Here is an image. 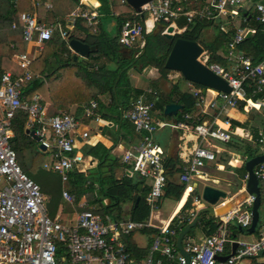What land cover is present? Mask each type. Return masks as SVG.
<instances>
[{
    "label": "built area",
    "instance_id": "2783aa9c",
    "mask_svg": "<svg viewBox=\"0 0 264 264\" xmlns=\"http://www.w3.org/2000/svg\"><path fill=\"white\" fill-rule=\"evenodd\" d=\"M47 7H51V4H47ZM144 12L167 25L174 24L179 18H184L187 24L215 21L219 18H238L228 43V64L208 65L205 53L201 56L203 60L200 59L231 86L230 92L216 91L225 106H236L239 100L251 101L264 92V59L255 62L253 57L237 50V45L250 32L256 31L249 25L250 18L254 17L264 25V0H206L203 7L189 6L182 0H153L143 7L141 13H137ZM101 16L97 8H87L84 5L77 8L66 17V26L60 27L62 37L67 38L68 29H73L79 20H85L89 26H93ZM20 19L24 39L41 50L43 43L53 36L55 26L40 22L35 14L27 11L21 13ZM219 28L227 32L225 24H219ZM145 31L147 32L145 23L125 22L119 37L120 44L132 48L140 41L144 43L142 36ZM181 31L175 27L174 33L180 34ZM69 48L72 49L70 44ZM35 58L30 50L16 54V64L22 74L15 76L12 71H4L0 75V264H133L123 235L127 236L144 228L150 230V221H111L107 214L98 213L87 201H81L78 202L80 210L75 224L66 225L49 216L46 195L40 185L22 170L17 153L10 143L14 136L11 121L19 109L29 112L27 129L33 130L40 137L39 150L52 155L51 163H45L44 167L61 174L63 197L71 204L77 203L76 194L67 186L70 173L85 161L84 155L76 151V142L79 138H87L89 132H79L81 122L74 113L63 111L49 115L38 94L30 102L24 100L21 82L39 76L31 69ZM153 93L158 95L156 91ZM195 94L199 97V104L204 106L206 99L201 89L195 90ZM209 105L214 107L215 103L210 102ZM153 108L154 103L141 96L122 112L123 119L133 123L142 133L141 143L128 149L122 159L139 176L148 180L144 200L150 205L152 213L158 208V202L164 195L169 180L165 163L168 156L153 136L165 122L154 119ZM84 116L94 117L97 122L101 119L97 100H92L84 107ZM191 117L190 114L184 115L186 120ZM179 126L193 130L198 138V144L187 156L179 175L180 182L185 186L183 193L188 192V195L176 214L185 219L181 212L194 194L192 207L188 210L187 220L190 222L196 216L202 199L196 191L195 181L206 176L208 164L217 158L214 141L229 142L232 135L229 129L203 121L192 126L183 120ZM263 140L264 136L260 141ZM254 172L260 181L264 180V161L254 168ZM255 198V194H251L222 216L217 231L201 242L184 239L183 245L189 259L176 247L178 233L171 227L176 214L161 220L149 253L135 264H241L246 259L258 257L264 252V233L252 242L231 236L232 226L247 229L252 225ZM221 200L222 204L229 199ZM229 245H232V250L226 253ZM157 252L161 256L154 255ZM220 257L226 259L220 260Z\"/></svg>",
    "mask_w": 264,
    "mask_h": 264
},
{
    "label": "trees",
    "instance_id": "16d2710c",
    "mask_svg": "<svg viewBox=\"0 0 264 264\" xmlns=\"http://www.w3.org/2000/svg\"><path fill=\"white\" fill-rule=\"evenodd\" d=\"M50 1L51 7H47V2ZM100 13L102 18H113L116 20L115 31H109L102 22H98L93 26H89L85 20H79L73 29H68L69 36L63 38L60 32V27L66 26V17L83 5L79 0H40L37 6L38 20L42 23L49 24L51 18L54 27L53 36L51 39L43 43L39 55L33 60L31 69L39 76H36L30 81L21 82V89L24 95V100L30 102L32 97L39 94L42 101L48 104L49 115H56L62 111L70 110L74 105H77V116L82 114L83 105L88 104L92 100L99 102V111H102L104 119L119 123L122 127H130L133 125L123 119L122 112L131 107L132 103L141 95L142 89L133 86L130 69L135 68L143 71L147 67H155L159 71V78L153 81L154 88L158 91V99L155 102V109L161 112L164 107L170 103H178L182 105L178 113L179 121H187L195 126L202 116L199 112L198 102L199 97L185 90L181 86V80H185L183 76L178 80L170 78L173 72L166 67V62L173 44H169L162 35L154 32L143 33L144 45L142 47L133 48L132 55L129 57L121 52V44L119 41L122 26L125 22L139 21L144 24L149 17L148 13L138 14L136 10L127 2L121 0H100ZM184 3L192 7H203L206 0H182ZM32 12L31 0H0V75L4 71H12L15 76L22 74L16 64L15 55L28 50V42L23 37V23L20 19L22 12ZM162 23H166L161 21ZM16 24V27L13 25ZM249 25L256 29L255 32H250L246 38L237 45V50L244 51L248 56L253 57L255 62L264 59V25L257 22L254 17L250 18ZM216 26L217 33L212 36L205 32L207 27ZM84 33L83 40L90 45H97L98 49L93 52L89 58L75 59V54L69 48L70 40L79 38L81 33ZM234 33L233 24H229V29L223 31L219 28V24L215 21H199L191 31L186 30L183 33L176 34L174 41L179 37H184L198 42L208 55L207 64H220L226 66L228 64V43ZM115 62L117 67L109 69L108 65ZM108 75L113 81L111 88H103L99 85L100 79ZM196 88H204L202 85L192 83ZM111 97L112 103L106 107L102 96ZM264 92L256 96L255 100L262 98ZM245 101L240 102V107L245 105ZM189 113L191 118L186 120L183 115ZM29 112L25 109L16 111L12 121L11 129L14 136L10 143L17 153L18 161L22 170L30 173V165L27 164V158L34 149L37 148L38 142L30 134L26 132L27 120ZM89 153L100 157L103 164L110 157V151L103 144L98 143L96 146H91ZM247 153V152H246ZM251 156L256 153L250 150ZM166 166L177 168L182 165L181 160L170 158L165 160ZM114 163L112 164V166ZM178 170L180 168H177ZM100 184L105 190V197L110 199L107 205L102 204V198L95 196V184L93 179L87 180L84 173L73 171L70 174V191L75 193L77 201L83 196L87 197L89 204L100 202L102 207L95 210L103 215L110 213L113 215L114 209L121 207V203L129 200L132 202L131 213L134 220L147 221L151 216V207L144 200L148 187L139 190L138 184L134 179L125 176L121 179L116 178L115 172L103 176L100 179ZM184 184L168 180L164 189V195L161 199L171 198L179 201L183 192ZM145 193H144V192ZM187 194H184L182 203L187 199ZM140 197V202L136 205L137 198ZM261 197L264 203V186L261 187ZM194 194L191 195L187 204H185L181 214L185 219L179 216L174 217L171 227L179 232L189 223L187 220L188 210L192 207ZM160 201L158 207H160ZM221 220L215 217L202 214L197 225L206 235L214 234ZM264 221L258 222L256 233L261 235ZM152 229H155L152 227ZM232 236L238 234L239 227H233ZM143 231H147L145 228ZM192 229L190 233L193 232ZM158 234V230L150 231ZM132 234L127 235L130 240ZM154 240V239H153ZM127 251L133 252L129 241L127 242ZM134 256V254H132Z\"/></svg>",
    "mask_w": 264,
    "mask_h": 264
},
{
    "label": "crops",
    "instance_id": "0c3cea01",
    "mask_svg": "<svg viewBox=\"0 0 264 264\" xmlns=\"http://www.w3.org/2000/svg\"><path fill=\"white\" fill-rule=\"evenodd\" d=\"M79 2L87 8L94 7L100 11V7H101L100 0H79ZM38 3L39 0L31 1V8H32L31 14H35L37 17H38L37 14ZM47 4H51L50 1H48ZM238 21H239L238 18L232 19L231 17L227 19L219 18L215 20V22L218 24H225L226 30L229 29V24L234 25ZM48 22L49 24H51L50 23L52 22L51 18H49ZM99 22H102L109 31L111 32L115 31V27H116L115 19L113 18L104 19L101 16ZM150 22L152 23L150 24ZM198 22L199 21L187 24L184 18H179L172 25L174 26V28L176 27L182 30L181 33H183L186 30L191 31L194 28H196ZM161 24H166V23L159 22L153 17L149 16L145 20L147 33L154 32V29L159 25L161 26ZM83 36L84 33H81L79 38L83 39ZM144 43L140 41L132 48H128L121 45L122 47L121 52L130 57L132 55L133 48L142 47ZM28 50H30L35 57H37L40 53L39 48L34 46V44H29ZM71 50L76 55L75 51L73 49ZM93 52H91V54ZM204 53L206 54L205 50ZM78 57L85 58L80 54H77V58ZM116 67L117 64L115 62H111L108 65L109 69H115ZM173 72L169 75L170 78L175 81L180 79V76L179 78L177 77V79H174L172 75ZM129 73L133 86L143 90V92L141 93V95H139V97L144 96L147 100L152 101L154 103V108H153L154 119L162 120L165 122V125L162 128L158 129L153 134V136L155 140L162 146L167 156H169L170 158L181 160L182 165L177 166V168H180L179 170L172 166L167 167L168 179L180 182L179 175L182 170V167L184 166L186 158L187 156H189L191 150L198 144V138L193 130L186 128L183 129L181 126H179L181 121L178 120V113L182 108V105L181 108L178 110L176 116L177 118L176 123L174 122V118H171L168 115L164 114V110L166 106L164 107V110L162 112L159 109H155V102L159 98L158 95L155 96L153 93L154 91H156L158 94V91L154 88V84H153V81L158 79L160 76L157 68L147 67L143 71L132 68L130 69ZM192 83L193 82L188 81L187 79L181 80L182 88L197 96L195 94V90H197L198 88H196ZM99 85L105 89L106 88L108 89L112 87L113 81L108 75H104L100 79ZM201 92L202 95H204L206 101L204 106H201L199 102L197 104L199 107L198 109L199 112L197 114L202 116V120L200 121H203L206 124L218 125V127H221L223 129H229L232 135V139L229 142H223L219 140L214 141V146L215 149L217 150V158L215 161H212L208 164L206 169L207 172L206 176L204 178H200L195 181V184H197L196 191L202 196L204 187L206 185H211L223 190L228 189V187H238L237 192H239L246 186V180L248 178V171L246 169L247 161L255 156L264 154V140L260 141V139L264 136V109H263L264 96L258 99L257 101L255 100L256 98L255 96L251 101L239 100L236 106H225L223 100L217 96L216 90L207 88L206 92H204L202 88ZM102 99L104 100L106 107H109V105L112 103L111 97L104 95L102 96ZM241 101L246 102L242 108L240 107ZM210 102H214L215 106L211 107L209 105ZM42 103L45 105V107L48 110V104H45L43 101ZM86 105L87 104L83 105L82 114L79 116L76 115L78 113L77 105H74L70 110H66L67 112L74 113L77 116V118L80 120L81 125L79 132L81 133L82 131L89 132V136L87 138H79V140L76 142V146H77L76 151L84 155L85 161L84 163L79 165L78 169L73 171L84 173L87 180L93 179V182L95 184V196L96 198L103 199L102 200L103 205L109 204L110 199L108 197H105L106 192L100 184V179L103 176H107L111 174L112 170L115 172L116 178L118 179H121L125 176L132 177L134 179V182L138 184L139 190L141 188L145 189L146 187H148V180L139 176L134 170V168L132 166H128L127 164H125L122 159L123 155L128 149H131L134 146H137L141 143L142 133L139 132L135 128L134 124L131 122L130 123L133 125L134 129L130 127V129L128 130L127 128L122 127L117 122L104 119L102 116V111H99L101 115V119L98 122L94 117H90V118L85 117L84 107ZM98 143L103 144L110 151V157L105 164H103V161L100 159V157L98 158V156L88 152L91 146H96ZM38 146H39V142H38ZM251 149L254 150L256 153L254 156H251L250 153H248ZM113 163L114 165L112 166ZM262 185L264 186V180L260 181V188L262 187ZM67 188L70 190V180ZM43 192L47 197V201H49L50 203V208L48 209L49 216L52 219L59 220L66 225L75 224L77 219V212L80 210L78 206V202L81 201L88 202L87 197L83 196L79 201H77L76 204H71L65 200L63 195H62L63 198L61 199L55 193L50 192L48 190ZM183 198H184V193L182 194L179 201L169 198L175 203V206L172 209V211L169 213L167 218H165L163 213L160 211L165 199H160L161 202L160 207H158L153 213L151 210V216L147 220L151 222L150 231L158 230L159 226L161 225V220L168 219L173 214H176V212H178V210L183 206V204L187 200L186 199L182 203ZM102 204L98 201L95 202L94 204H89V206L93 208L95 211L97 209H100L102 207ZM206 205L207 203L203 200L202 197L201 202L198 205V209ZM131 209H132V202L126 200L121 203L120 208L117 207L116 209H114L113 215L110 213H106V214L110 217L111 221L134 220L135 215L131 213L132 212ZM259 213H260L259 220L262 219L264 221V203L262 197H261V206L259 208ZM206 214L210 216L208 213ZM215 218L221 220V217H215ZM197 225L192 228L194 229L193 232L190 233V235H188L189 234L188 233L184 239H191L195 242H201L206 236H208L199 227H197ZM152 227L155 229H152ZM233 227L236 226H232V232L234 230ZM240 229L241 228H239V230ZM263 233H264V224L262 226L261 235ZM131 234L132 235L130 237V240L128 239V237L127 240L125 239L124 240L127 242L129 241L130 245L132 246V250H133L132 254H134V256L132 254L131 255L134 261L133 264H135L138 260L143 259L144 256H146V254L149 253L150 247L154 241L153 239L156 234L151 233L148 230L143 231L142 229L135 230ZM242 234L253 235L254 238L251 240L241 239L240 235ZM261 235H258L256 231L254 233H249V234L240 231L238 232L237 235L235 236L231 235V236L236 239L252 242L260 238ZM176 247H177V242H176ZM231 250H232V245L231 246L229 245L228 250L226 249V253H230ZM154 255L161 256L160 252H157ZM258 257L263 259L262 262L259 263L256 260L257 258H252L250 259V261H252L250 264H264V253L263 255H259ZM245 261H249V260H245ZM243 262H241V264H246L245 262L244 263Z\"/></svg>",
    "mask_w": 264,
    "mask_h": 264
},
{
    "label": "water",
    "instance_id": "95a60500",
    "mask_svg": "<svg viewBox=\"0 0 264 264\" xmlns=\"http://www.w3.org/2000/svg\"><path fill=\"white\" fill-rule=\"evenodd\" d=\"M126 1L136 10V12L141 13L143 7L153 0ZM174 30L175 28L173 25L166 24H161V26L159 25L154 29L155 34L162 35L169 44H173L166 62V67L173 71L180 72L188 81L202 85L204 87V92H206L207 88L214 89L216 91L230 92L231 86L229 83L223 77L214 72L203 61H201L200 58L204 54L203 47L198 42L184 37H179L174 41V36L176 35ZM70 46L76 53L75 59H77V54L88 58L91 52L98 49L97 45H90L80 38L70 40ZM180 108V104L170 103L166 105L164 114L174 118V122L176 123V116ZM26 132L38 142L40 141V137L37 136L33 130L26 129ZM41 146L43 147L42 144ZM263 161L264 154L255 156L247 161L246 169L248 171V178L246 180V186L234 195L229 194L226 190L211 185H206L204 187L202 197L207 205L198 210L196 216L179 232L177 238V247L187 259H189V254H187L184 248L183 241L190 230L198 224L201 215L208 213L212 217H222L251 194H255L256 196L252 210L253 222L249 228L241 230L246 234L254 233L256 231L260 216L259 208L261 206V188L260 180L255 174L254 168ZM140 199V197L137 198V205L139 204ZM221 199L229 200L221 204ZM123 238L127 240V236L123 235ZM263 253L264 252L262 251L260 255H263ZM219 259L225 260L226 257H220Z\"/></svg>",
    "mask_w": 264,
    "mask_h": 264
},
{
    "label": "rangeland",
    "instance_id": "374dc122",
    "mask_svg": "<svg viewBox=\"0 0 264 264\" xmlns=\"http://www.w3.org/2000/svg\"><path fill=\"white\" fill-rule=\"evenodd\" d=\"M206 31H209L207 35L212 36L213 33H217V27L216 26L207 27L205 32ZM201 59H202V57H201ZM172 75H173L174 79H177V77L179 78V76L180 77L182 76L179 72H176V71H174ZM37 148H39V146H37ZM37 148L34 149L30 154H28L29 157L26 160L28 166L30 165L29 176L32 177L40 185L42 191L48 190L50 192L55 193L59 198L62 199L63 198L62 197L63 182H62L61 174L58 173L54 169H48V168L44 167L45 163H48V164L51 163L52 155L49 152H42L41 150H39ZM237 190H238V187H228V189H226V191L229 194H233V195L236 194ZM48 194H51V193H48ZM46 204H47L48 209H49L50 208L49 201H47ZM174 206H175V203L171 199L166 198L164 200L162 208L160 209V211L163 213L165 218H167V216L172 211ZM195 229H198V228H195ZM240 237H241V239H249V240L254 238L253 235H243V234L240 235ZM256 258H257L256 260L259 263L262 262V260H263L259 257H256ZM246 260H249V261L244 260V262L246 264H250L252 262V261H250V259H246Z\"/></svg>",
    "mask_w": 264,
    "mask_h": 264
},
{
    "label": "bare ground",
    "instance_id": "6f19581e",
    "mask_svg": "<svg viewBox=\"0 0 264 264\" xmlns=\"http://www.w3.org/2000/svg\"><path fill=\"white\" fill-rule=\"evenodd\" d=\"M152 22H150V24H151ZM255 106V105H254ZM225 126V125H224Z\"/></svg>",
    "mask_w": 264,
    "mask_h": 264
}]
</instances>
